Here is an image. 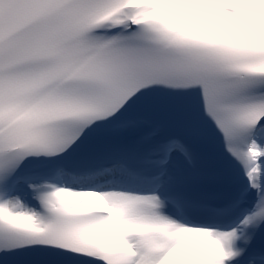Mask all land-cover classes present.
Returning a JSON list of instances; mask_svg holds the SVG:
<instances>
[{
    "label": "snow or ice",
    "instance_id": "6c2138e0",
    "mask_svg": "<svg viewBox=\"0 0 264 264\" xmlns=\"http://www.w3.org/2000/svg\"><path fill=\"white\" fill-rule=\"evenodd\" d=\"M0 264H264V0H0Z\"/></svg>",
    "mask_w": 264,
    "mask_h": 264
}]
</instances>
